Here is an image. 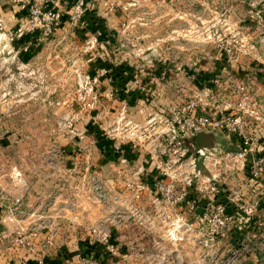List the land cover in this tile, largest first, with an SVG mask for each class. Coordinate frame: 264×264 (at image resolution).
Wrapping results in <instances>:
<instances>
[{
  "label": "rangeland",
  "instance_id": "374dc122",
  "mask_svg": "<svg viewBox=\"0 0 264 264\" xmlns=\"http://www.w3.org/2000/svg\"><path fill=\"white\" fill-rule=\"evenodd\" d=\"M111 1L89 0L106 15L105 32L73 27L64 12L37 42V33L23 25V11L0 0V263L35 264L41 255L47 264L76 262L89 232L100 227L115 233L136 263L264 264L258 248L264 190L252 191L242 173L228 176L223 165L217 182L224 187L218 186L214 200L206 192L195 210L174 206L193 148L162 138L165 131L173 135L165 119L172 121L194 101L209 75L223 76L233 67L247 82L241 72L264 56V26L251 16L256 0ZM225 7L230 12L223 16ZM228 31L239 41H257L255 48L239 49L233 65L214 58L223 59L214 45ZM215 136L224 144V136ZM132 137L134 148L128 145ZM123 141L135 160H121L119 153L128 152L119 148ZM185 146L189 153L180 156ZM156 159L167 174L156 190L136 199L123 181H145L146 172H133L141 165L149 172ZM255 198L261 204L247 221L244 201ZM180 215L187 223L175 220ZM172 227L184 237L167 239ZM210 231L213 245L206 239Z\"/></svg>",
  "mask_w": 264,
  "mask_h": 264
},
{
  "label": "built area",
  "instance_id": "2783aa9c",
  "mask_svg": "<svg viewBox=\"0 0 264 264\" xmlns=\"http://www.w3.org/2000/svg\"><path fill=\"white\" fill-rule=\"evenodd\" d=\"M10 1L13 7L18 6L23 11V25L26 30L37 33L34 37L37 42L47 38L53 32L55 24L61 20L64 12L68 17V23L73 27L91 30L94 29L90 26V16H98L95 10L89 7V0ZM61 2L66 4L63 9L59 6ZM253 5L255 8L251 16L257 24L264 26V0H256ZM229 12L228 7L220 10V14L223 16L228 15ZM229 32L218 36L215 40L214 46L218 47L223 54V59L215 55L216 61L224 60L226 63H231L238 59L239 49L256 47L257 41H239L233 33ZM96 39L97 36L92 34L90 40ZM108 40H110L109 37L104 41ZM106 72L107 69L102 68V73ZM122 108V112H124L126 103L122 105ZM165 122L173 135L169 137L168 131H165V136L162 137L164 140L168 138L169 141H172L177 138L176 142L179 144H185L187 141L191 149L193 148V154H189L188 161L185 163L190 168L181 178V186L175 189V194L172 197L174 206L183 207L189 211L195 210L199 204H202V196L206 192L208 193L206 198L214 200L218 186L224 187V184L217 182L223 165L229 168L228 176L236 177L239 175L238 173H242L252 191L259 188L261 193V189L264 190V90L257 91L248 86L232 71H228L223 76L211 74L208 77V82L202 88V93H198L194 101H190L177 111L175 119L169 122L166 118ZM208 131H215L224 136V144L221 145L219 142L215 146L196 144L194 140L196 134ZM122 144H125L124 141ZM128 145L132 148L137 146L133 137ZM121 147L122 145L120 146L122 150ZM189 150L190 148L185 146L180 156L185 157ZM119 155L122 161L129 160L123 155V152H120ZM161 163V160L156 159L154 168L149 172L141 171V165L133 173L137 175L139 172H141L140 174L146 172V175L143 176L145 181L127 178L123 181V187L129 190L136 199L141 198L144 190H148L150 193L154 189L156 190L159 180L167 174V169L162 167ZM204 168L209 173L205 172ZM94 187L99 190L101 197H106L99 181H94ZM237 190L239 191L237 188L233 191ZM113 196L117 202H121L120 193H115ZM260 204L261 201L256 198L252 201H244L245 220L251 221L249 215H252ZM7 207L10 211V206ZM183 217L180 215L175 220L179 222L181 219L183 220ZM199 220L202 219L199 218ZM183 223H187L185 219ZM101 230L100 227H93L89 232L88 242H85L76 253L77 261L69 262L67 259L65 264H119L120 261H123V264H143L127 258V254L122 251V246L118 245L115 233ZM196 236L197 243L201 245L203 242L202 233L199 231ZM165 237L170 240H180L184 235L172 227L167 229ZM206 239L210 245L215 243L213 231L208 233ZM258 248L259 250L264 249V239L259 242ZM35 264H47L45 255L38 256L35 259Z\"/></svg>",
  "mask_w": 264,
  "mask_h": 264
},
{
  "label": "crops",
  "instance_id": "0c3cea01",
  "mask_svg": "<svg viewBox=\"0 0 264 264\" xmlns=\"http://www.w3.org/2000/svg\"><path fill=\"white\" fill-rule=\"evenodd\" d=\"M99 1H104L105 2V5L109 4L110 2H113L111 0H98V3ZM180 2L184 1V0H179ZM169 12L171 11V9L168 10ZM175 11V10H174ZM178 11H182V9H178ZM102 11H99L98 16L103 20L104 24L103 26L100 27L99 31L101 32H105V30H108V19L105 17L106 15L104 13H101ZM179 31V30H178ZM176 42V40H174ZM178 42H183L181 40H177ZM165 42H168V45L171 43V41H165ZM173 42V43H175ZM172 44V43H171ZM180 44V43H179ZM264 44V42H263ZM264 46V45H263ZM256 60L257 62L254 63L255 66H247L241 73L242 75L246 78V84L252 88H254L255 90L259 91V90H264V78H263V75H264V56H259V57H256ZM219 61H217L218 63ZM236 61H233L231 63H228L229 65H233ZM251 63V61H248L246 62V64H249ZM257 64V65H256ZM232 72H236V70L232 67L231 69ZM237 73V72H236ZM207 133H209V139L211 141V144L213 146H215L216 144H218L216 142V138L217 136H215V134H218L220 135L218 132H215V131H208ZM195 140V138H194ZM196 142V140H195ZM222 142V141H221ZM8 258L9 260L13 259V260H17V255L13 256V258H11L9 255H8ZM1 262V260H0ZM9 262V261H8ZM59 262H56V264H58ZM2 264V263H0ZM4 264V263H3Z\"/></svg>",
  "mask_w": 264,
  "mask_h": 264
},
{
  "label": "trees",
  "instance_id": "16d2710c",
  "mask_svg": "<svg viewBox=\"0 0 264 264\" xmlns=\"http://www.w3.org/2000/svg\"><path fill=\"white\" fill-rule=\"evenodd\" d=\"M90 17H91V19H90V26H91V28L94 29V30L95 29H98L99 30L100 27L103 26V24H104L103 20L99 16H90ZM126 146H127L126 144L125 145H122V148H124V150L127 149V151H128V152H124L125 156L129 160H131V161L135 160V156L134 155H132V156L129 155V157L127 156L128 155L127 153H129V149H128V147L126 148ZM117 152H119V151H117ZM148 181L150 182V178H149Z\"/></svg>",
  "mask_w": 264,
  "mask_h": 264
},
{
  "label": "water",
  "instance_id": "95a60500",
  "mask_svg": "<svg viewBox=\"0 0 264 264\" xmlns=\"http://www.w3.org/2000/svg\"><path fill=\"white\" fill-rule=\"evenodd\" d=\"M196 144L202 146H211V141L209 139V133L207 132H198L195 136Z\"/></svg>",
  "mask_w": 264,
  "mask_h": 264
}]
</instances>
